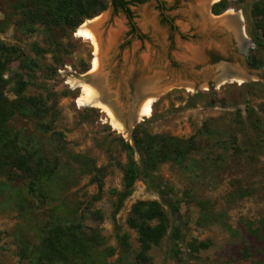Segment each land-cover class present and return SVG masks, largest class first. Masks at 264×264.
<instances>
[{"label":"rangeland","instance_id":"rangeland-1","mask_svg":"<svg viewBox=\"0 0 264 264\" xmlns=\"http://www.w3.org/2000/svg\"><path fill=\"white\" fill-rule=\"evenodd\" d=\"M26 1L0 0V44L19 48L30 56L32 44L47 49L48 40L38 25L25 31L21 28V10ZM105 1L107 9L98 17H104L108 31L117 32V37L120 31L116 45L109 50L104 45L102 52L98 49L96 53L94 46L78 37L76 32L72 37H64L62 43L66 53L62 55V67L51 61V55H46L40 62L44 70L37 74L24 94L47 97L49 106H53L54 119L46 120L43 127L51 130L42 140L48 153L62 147L67 153L83 156L95 168H105L102 193L99 194L96 185L91 183L93 175L75 174L45 208L74 210L84 221L87 234L97 230L103 240L97 251L106 252V257L101 259L102 264H264V233L259 225V221L264 219V146L257 154L255 164L244 167L242 171L226 173L203 156L196 158L186 172L168 164L162 165L155 173L160 184L158 190L139 179L113 222L111 218L116 202L113 192L122 189L120 166L125 161L115 140L119 135L131 145V136L112 130L106 115L99 109L83 105L81 88L76 85L78 77L99 74L103 63L105 67L114 66L110 61L120 54V74L136 69L147 77L161 71L172 83L151 103L149 115L141 117L137 125H144V129L153 135L187 139L206 123L214 137L207 142L203 140L202 146L221 144L226 140L227 132L237 125L239 115L247 127V106L253 108L258 117H264V54H254L255 46L247 23L255 0H226L230 7L219 18L211 15L210 7L221 0H205L201 6L195 0H137L138 3L132 4L130 10L140 40L127 35L126 18L112 9L110 0ZM159 4L164 7L163 13L158 9ZM162 15L173 22L174 32L161 23ZM238 23H241L240 34L237 27L234 30ZM239 38L247 41L243 49ZM121 44L124 47L119 52L117 47ZM248 52L262 63L259 70L246 69L245 54ZM94 59L98 60L99 69L91 72ZM222 63L230 64L234 72L240 71L243 79L216 89L193 90V84L201 87L209 82L215 72L214 66ZM9 64L5 78L10 80V84L5 96L12 100L11 88L19 63L13 59ZM86 67L87 74L82 71ZM247 75L249 81L245 80ZM180 81L187 88L174 87L181 86ZM14 124L17 129L29 130L31 127L24 120H17ZM235 130L239 132V128ZM218 156L219 152L213 151L211 158ZM134 158L138 161L137 154ZM9 184L13 192L0 193V264H29L17 254L21 236H33L45 219L33 209L25 218L14 202L15 193L22 184L17 179H11ZM240 186L247 192L244 197L237 194ZM165 200L177 202V215L171 214ZM152 201L162 205L171 228L160 245L148 253V261L143 263L136 259L139 252L137 237L128 229L126 221L135 203ZM173 229L174 236L171 233ZM116 230L129 236V250L125 254L116 244ZM192 243H209V248L191 253L188 245Z\"/></svg>","mask_w":264,"mask_h":264},{"label":"trees","instance_id":"trees-1","mask_svg":"<svg viewBox=\"0 0 264 264\" xmlns=\"http://www.w3.org/2000/svg\"><path fill=\"white\" fill-rule=\"evenodd\" d=\"M110 2L112 9L126 18L128 34L140 40L130 10V6L138 1ZM24 5L21 10V28L25 31L33 29V25H38L48 40V48L42 49L37 44H32L29 56L19 48L0 44V193L13 192L9 182L11 179H17L22 184V188L15 193L14 201L19 212L26 218L30 216V209H33L45 221L33 236H21L22 243L17 254L29 264H102L101 259L106 257V252L97 251L103 244L100 233L92 230L87 234L84 221L74 210L46 209L45 206L58 197L64 184L75 174L93 175L91 183L96 185L99 194L102 193L105 168H95L83 156L67 153L62 147L48 153L42 140L48 137L51 130L43 127L46 120L54 119L53 106H49L47 97L24 94L28 86L36 80L37 74L44 70L40 62L44 61L45 56L51 55V61L62 67V55L66 53L62 39L66 36L72 37L85 21L102 14L107 9V3L105 0H27ZM229 7L228 1L221 0L211 6L210 13L219 17ZM158 9L161 13L164 12L163 5L159 4ZM161 18V23L174 32L173 22L164 15ZM247 23L249 36L255 46L254 54L261 56L264 54V0L253 2ZM13 59H16L19 65L14 86L11 88L13 99L9 100L5 91L10 80L5 77ZM247 65L259 68L262 63L254 55H250ZM82 71L86 73L88 67ZM245 113L247 127H244L239 115L237 125L227 132L226 140L221 144L216 142L214 145L202 146L203 140L207 142L214 137L206 123L187 139L153 135L144 129L142 124L133 129L131 145L117 135L115 144L125 161L120 166L122 189L113 192L116 202L112 221L114 222L125 200L132 195L134 185L139 179L144 180L153 190H158L160 184L155 178V173L162 165L168 164L186 172L196 158L203 156V159L216 163L226 173L233 170L242 171L246 166H253L257 154L264 146V117H258L249 106L246 107ZM17 120L27 122L31 125L30 129H17L14 124ZM236 128H239V132ZM213 151H218L219 156L211 158ZM135 154L138 161L134 158ZM246 193L245 189L238 187L239 196L244 197ZM161 199L164 200L163 197ZM164 204L171 214H178L177 202L165 200ZM259 225L264 233V219L259 221ZM126 226L136 234L139 247L136 259L143 263L148 261V253L160 245L171 228L168 215L156 201L135 203L131 207ZM171 233L174 236L175 229ZM115 241L122 253L125 254L129 250L128 235L120 234L116 230ZM208 248L209 243L188 245V251L191 253H199Z\"/></svg>","mask_w":264,"mask_h":264},{"label":"bare ground","instance_id":"bare-ground-1","mask_svg":"<svg viewBox=\"0 0 264 264\" xmlns=\"http://www.w3.org/2000/svg\"><path fill=\"white\" fill-rule=\"evenodd\" d=\"M195 1L199 3L201 6L205 0H195ZM235 21H237V19H235ZM92 22H94V19L91 22H87L85 26H81L76 31V35L82 39L89 41L94 46L95 52L98 53L97 51L99 49V45H98L97 38L94 34V30L96 31V29H93L90 26ZM116 37H117V32H113V31L109 32L108 38L106 39L105 44H104L106 45L107 50L110 49ZM194 56L197 57L196 54ZM193 60L196 61L195 58ZM98 69H99L98 60L94 59L92 62L91 72H96L98 71ZM234 75L235 76L233 77L236 78L234 79L235 82H239V80H242L241 78L244 77V75L240 71L234 72ZM164 80H165V74L163 72L161 71L154 72L152 73V75L147 76L145 79L143 78L142 80H140V83L138 86L139 91L141 89V92H146V94L148 95L151 93L154 94L156 93V90L159 87V85L162 84ZM104 84H105L104 77L99 76L98 74L94 75V77L90 80V83L86 85H82L81 82H76V85L80 86L81 93L83 95L82 98L81 99L79 98V99L83 105L91 106V107H95L99 109L103 114L106 115L108 124L111 127V129L123 136H126L128 134V130L123 126V124H121L117 120V116H116L117 115V105L115 103V97L107 96V94L105 93L103 89ZM181 84L183 85L184 83H181ZM183 86L187 88L186 84H184ZM152 102H153V99L148 98L142 103L141 108L138 111L140 118L147 117L149 115L150 106Z\"/></svg>","mask_w":264,"mask_h":264},{"label":"water","instance_id":"water-1","mask_svg":"<svg viewBox=\"0 0 264 264\" xmlns=\"http://www.w3.org/2000/svg\"><path fill=\"white\" fill-rule=\"evenodd\" d=\"M219 17H215V18H219ZM96 18H99V17H96ZM91 21H87V22H91ZM213 24L216 25L217 23H213ZM239 24L240 25H239V27H237V30L240 33L241 32V30H240L241 29V23H239ZM90 26L93 29H96V31L94 30V34H95V36L97 38L99 49L102 52L104 44H105V41L108 38V34H109V32L111 30L108 31L107 25H106V21L104 20V17L99 18L98 21L92 22L90 24ZM242 31H243V29H242ZM118 33H119V35H118L116 41L113 42V44L110 47V49L113 46H115L116 43L118 42L119 37H120V31ZM248 43L250 44L249 41H248ZM213 69L215 70V72L212 75L211 80L209 82H205V84L203 86H201V87L198 84H193V87H192L193 90L196 91V90H199L201 88H203L204 90H209L210 88L216 89V88H219L220 86L224 85L225 83L233 82L234 79H236L235 77H233L235 75L233 74V68H232V66L230 64L222 63V64L214 66ZM93 77H94V75L93 76H87L86 75V76L78 77V80L81 83L88 84V83H90V80ZM145 78L146 77H144V79ZM249 79H250V77H249V75H247L245 80L249 81ZM170 82L171 81H168L166 76H165V80L162 82V84H160V89H159L158 92H156L154 94H150V95L147 94V95L139 96V97L138 96H132V98H130V100H127V102L129 103L128 106H127V109H126L125 106L121 105L120 102L117 99V105H119V108H117V115H116L117 116V120L121 124H123V126L128 130V137L131 136L132 130L134 129V127L138 124L139 120L141 119L139 117L138 110H139V107L142 104V102L145 101L148 98H152L153 102L155 100H157L159 98V96L162 94L161 92L163 90H165L166 88H168L167 86L172 84ZM183 82H185V81H183ZM180 83H181V81H180ZM185 83H187V82H185ZM187 84L189 85L190 83H187ZM138 86L139 85H137V87ZM174 87L186 88L183 85L182 86L174 85Z\"/></svg>","mask_w":264,"mask_h":264},{"label":"flooded vegetation","instance_id":"flooded-vegetation-1","mask_svg":"<svg viewBox=\"0 0 264 264\" xmlns=\"http://www.w3.org/2000/svg\"><path fill=\"white\" fill-rule=\"evenodd\" d=\"M236 27H239V23L234 26V30L236 29ZM238 34H240V33L238 32ZM127 35H129V34H127ZM129 36H131V35H129ZM132 37H134V36H132ZM169 40H170V38H169ZM239 44H240L241 48L243 49V47H246L247 41L244 40L243 38L242 39L239 38ZM123 47H124V44H121L117 47V50L119 52H122L121 50L123 49ZM249 56H250L249 52L247 54H245L246 69H248V70H259L261 67L251 68L247 65V62L249 60ZM120 58H121V56L119 54L118 56L117 55L115 56L114 60L110 61V65L113 64L114 66L105 67L104 63H103V67H102L103 70H101V72L99 71L98 75L104 77V79H105V84L103 86V89H104L105 93L107 94V96H114L116 105H117V99H118L120 104L125 106L127 109V106L124 105L125 103H127L126 99L130 100V98H132V96L147 95L146 92H141V89L139 91V88L137 87V85H139V83H140V80H142L146 74L144 72H139L136 69H133L132 72L125 70L122 74H120L121 71H118L121 67V64H122V60ZM117 82H118V88H117ZM159 89H160V85L157 88L156 92ZM100 96H102V95H100ZM123 101H125V103ZM117 108H119V105H117Z\"/></svg>","mask_w":264,"mask_h":264}]
</instances>
